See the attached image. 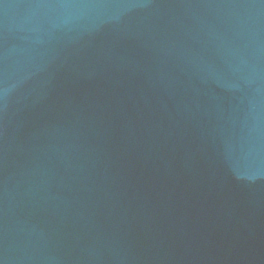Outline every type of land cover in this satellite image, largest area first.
Returning a JSON list of instances; mask_svg holds the SVG:
<instances>
[{
  "label": "water",
  "instance_id": "obj_1",
  "mask_svg": "<svg viewBox=\"0 0 264 264\" xmlns=\"http://www.w3.org/2000/svg\"><path fill=\"white\" fill-rule=\"evenodd\" d=\"M0 264H264V0H0Z\"/></svg>",
  "mask_w": 264,
  "mask_h": 264
}]
</instances>
